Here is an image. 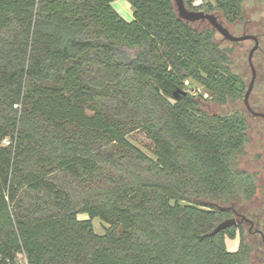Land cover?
<instances>
[{
    "label": "trees",
    "instance_id": "1",
    "mask_svg": "<svg viewBox=\"0 0 264 264\" xmlns=\"http://www.w3.org/2000/svg\"><path fill=\"white\" fill-rule=\"evenodd\" d=\"M115 1L0 0V264H251L245 239L227 248L236 226L208 235L231 210L203 205L258 190L245 111L204 108L244 97L230 46L174 0H126L131 20ZM194 1L244 21L247 0Z\"/></svg>",
    "mask_w": 264,
    "mask_h": 264
},
{
    "label": "rangeland",
    "instance_id": "2",
    "mask_svg": "<svg viewBox=\"0 0 264 264\" xmlns=\"http://www.w3.org/2000/svg\"><path fill=\"white\" fill-rule=\"evenodd\" d=\"M123 2H117L115 3V7L119 10L122 17L131 20L133 16V9L130 4H128L127 1L122 0ZM204 1V0H201ZM197 7L201 5L199 3V0L194 1V5ZM261 7H263V4L260 3L259 0H247V2L244 5V21L242 24H246L247 28H256L259 23L262 22V17L264 13L262 12ZM218 16L219 21H221L228 29H231L232 26L225 22L220 12H214ZM241 24V25H242ZM234 28V27H233ZM217 39L223 46H232V42L224 39V37L217 33ZM253 46V43L251 41H244L242 42L239 47H235L236 51L234 52V60L236 62V70H239L237 68V65L242 64L245 65L244 67L247 68L248 72V80L246 88L248 87L251 79V71L248 65L247 57L248 52H245V49H250ZM121 55L125 60H129L132 57H134V51L130 49H123L121 51ZM188 89L192 93H199L203 92L204 90L202 88H198L196 84L190 83L188 84ZM262 93V96L264 97V87L259 90ZM208 95L205 94V97ZM204 108L211 112V113H227L231 112L234 108L235 109H242L246 113V119L249 125L248 129V141L246 144L245 154L241 157L240 167L242 169H245L251 173H255L257 176V193L254 195V197L250 200H240L238 202H235L234 204H228L226 207L228 209L231 208H237L240 211H251L253 208L259 206L264 199V118L262 117H256L253 116L251 113H248L246 111V107L242 99H238L234 102V104L226 105V106H220L215 103L206 102L204 104ZM260 111L264 112L263 109H259ZM128 139L139 146L141 149H143L148 155H153V148L154 144L148 138L146 132L141 129H134L131 130L128 135ZM206 203V202H203ZM219 205V204H218ZM221 206V205H219ZM225 207V206H221ZM88 216L86 214H81L80 218H87ZM229 217H232L230 215ZM93 225L95 230L102 234L105 232L106 227L108 226L102 219L100 218H94L93 219ZM242 239H245L246 242L251 247V264H264L262 261V254L257 249L258 246L254 245L255 237L249 235L248 228L244 229L243 232L237 231L235 238H230L228 235L225 236V241L227 244V248L231 251H235L239 248L240 243ZM19 264H26L24 261L23 256H19Z\"/></svg>",
    "mask_w": 264,
    "mask_h": 264
},
{
    "label": "flooded vegetation",
    "instance_id": "3",
    "mask_svg": "<svg viewBox=\"0 0 264 264\" xmlns=\"http://www.w3.org/2000/svg\"><path fill=\"white\" fill-rule=\"evenodd\" d=\"M240 22L239 25L236 24H231L232 28L229 29L231 33H233L236 36L240 35H245V34H251L255 35L259 39V47L257 50L254 52L253 55V67L249 62V53L250 50L253 48L255 45V40L254 39H248L244 41H251L253 43V46L250 49H245V52H248V65L251 71V79L250 83L253 77V71L255 70L256 76H255V82L253 85V89L249 95L248 102L250 106L258 112H263L260 111L259 109L264 108V97L262 96V93L259 90H261L260 84H261V77L264 76V61L260 59L259 53L263 51L262 49V42H263V36H264V22H261L258 24L256 28H247L246 24H242ZM234 27V28H233ZM244 41H230L232 42V46H230V57H231V63H232V68L234 71L238 72V74L244 78L245 84L247 85V80H248V72L246 71L247 68H245L242 64L237 65V68L239 70H236V62L234 60V52L236 51L235 47H239V45L244 42ZM250 83L247 88L244 90V97H243V102L244 105L247 109V105L245 103V95L248 91V88L250 86ZM259 89V90H258ZM237 101V100H236ZM235 101H231V104H234ZM231 215L234 217L237 221L236 227L237 230L240 231L241 229H247L248 228V233L249 235L255 237L254 245L258 246L259 252L262 254V261L264 262V199L262 200L261 204L255 208H253L251 211H240L237 208H231ZM230 218V217H228Z\"/></svg>",
    "mask_w": 264,
    "mask_h": 264
},
{
    "label": "water",
    "instance_id": "4",
    "mask_svg": "<svg viewBox=\"0 0 264 264\" xmlns=\"http://www.w3.org/2000/svg\"><path fill=\"white\" fill-rule=\"evenodd\" d=\"M179 12V16L187 21H198V20H208L211 25L213 27H215L218 32L226 39V40H230V41H244L247 39H254L255 40V45L253 46V48L250 50L249 53V62L253 67V55L254 52L257 50V48L259 47V39L257 36L255 35H251V34H245V35H240V36H236L233 33L230 32V30L218 19V16L214 13H209V12H205L203 10H190L185 3V0H174ZM254 69V67H253ZM255 70L253 71V77L250 83V86L248 88V91L245 95V103L247 105V109L248 111L256 117H262L264 118V112H258L255 111L249 104L248 99H249V95L253 89V85L255 82ZM204 206H213L219 209H228L227 207H221L216 203H203ZM237 223L236 219L234 217H230V218H226L223 221H221L208 235L209 236H215L216 234H218L219 232L235 226Z\"/></svg>",
    "mask_w": 264,
    "mask_h": 264
},
{
    "label": "crops",
    "instance_id": "5",
    "mask_svg": "<svg viewBox=\"0 0 264 264\" xmlns=\"http://www.w3.org/2000/svg\"><path fill=\"white\" fill-rule=\"evenodd\" d=\"M126 1V0H125ZM117 2H123L122 0H116L114 3H113V5H114V7H115V3H117ZM128 2V1H127ZM128 4H130L129 2H128ZM115 9L119 12V10L115 7ZM120 13V12H119ZM121 14V13H120ZM133 17V16H132Z\"/></svg>",
    "mask_w": 264,
    "mask_h": 264
},
{
    "label": "built area",
    "instance_id": "6",
    "mask_svg": "<svg viewBox=\"0 0 264 264\" xmlns=\"http://www.w3.org/2000/svg\"><path fill=\"white\" fill-rule=\"evenodd\" d=\"M203 1L199 0V3L202 4ZM197 6V4H196ZM5 144H8V141H5Z\"/></svg>",
    "mask_w": 264,
    "mask_h": 264
}]
</instances>
